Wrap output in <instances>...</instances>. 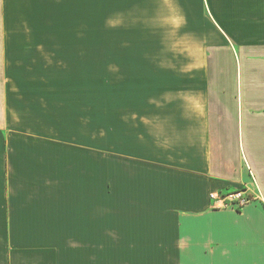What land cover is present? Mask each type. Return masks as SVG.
Returning <instances> with one entry per match:
<instances>
[{
    "label": "crops",
    "instance_id": "crops-1",
    "mask_svg": "<svg viewBox=\"0 0 264 264\" xmlns=\"http://www.w3.org/2000/svg\"><path fill=\"white\" fill-rule=\"evenodd\" d=\"M142 1L122 14L149 18ZM160 2L181 42L226 49V72L130 69L92 100L81 63L59 69L91 60L85 37L2 23L0 264H264V0ZM238 190L239 209L210 198Z\"/></svg>",
    "mask_w": 264,
    "mask_h": 264
},
{
    "label": "rangeland",
    "instance_id": "rangeland-1",
    "mask_svg": "<svg viewBox=\"0 0 264 264\" xmlns=\"http://www.w3.org/2000/svg\"><path fill=\"white\" fill-rule=\"evenodd\" d=\"M130 1L58 0L56 3V0H0V70L2 68V23H7L8 26H12V28L8 27L4 30L8 36H43L50 35L51 31L52 35L57 36L60 40L85 37L89 41L86 51L89 48L91 60L84 62L59 61V69L67 72L76 69L75 65L81 63L79 68H83L84 76L90 79L92 100H99L98 86L102 88L106 86L108 100L113 99L116 79L118 76H122V72L124 75L130 69H147L152 76L160 74L158 79H162V70L178 68L182 63H186L183 66L186 69L204 68L208 70H211L214 64L216 69H224L226 72V64L229 63L226 49L214 47L213 49L217 51L216 56L219 58L212 62L208 57L211 46H190L183 43L185 39L181 42L179 38L182 35V30L170 26L178 24V14L175 11L165 12L166 9L162 7V2L153 0L154 11L150 13L149 18H147L146 11L138 13V10H134L132 18L129 17L130 12L124 14L121 12L124 9H129ZM143 1L137 9L147 6V2ZM151 1L149 0V2ZM25 5L36 6L38 9L41 8L49 12L47 14L27 13ZM51 9L52 13H50ZM34 16H37L38 19H34L36 23L30 21V17ZM130 19L133 22L129 21ZM50 20L52 25L56 26L52 30L40 27H38L40 29L31 28L29 30L26 27H19L21 24L23 26L33 24L41 26L44 24L43 22L50 24ZM13 24L16 27H13ZM196 47L202 49V55L199 54V56L208 59L191 60L190 54L195 53ZM180 55L183 57L182 61ZM226 78V76H222L220 81H226Z\"/></svg>",
    "mask_w": 264,
    "mask_h": 264
},
{
    "label": "built area",
    "instance_id": "built-area-1",
    "mask_svg": "<svg viewBox=\"0 0 264 264\" xmlns=\"http://www.w3.org/2000/svg\"><path fill=\"white\" fill-rule=\"evenodd\" d=\"M210 198L214 200L220 207L241 208L251 199V195L246 190H238L229 194L211 193Z\"/></svg>",
    "mask_w": 264,
    "mask_h": 264
}]
</instances>
